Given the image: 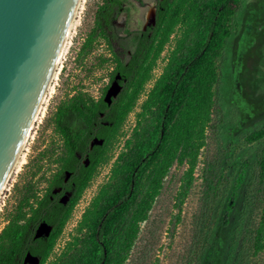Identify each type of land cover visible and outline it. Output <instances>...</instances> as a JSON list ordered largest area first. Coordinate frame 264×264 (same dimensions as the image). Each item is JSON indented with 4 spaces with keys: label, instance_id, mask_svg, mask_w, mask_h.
<instances>
[{
    "label": "trees",
    "instance_id": "1",
    "mask_svg": "<svg viewBox=\"0 0 264 264\" xmlns=\"http://www.w3.org/2000/svg\"><path fill=\"white\" fill-rule=\"evenodd\" d=\"M238 0H157L155 22L145 30L120 34L115 26L122 0H104L86 39L103 38L115 64L99 98L77 94L57 108L56 126L67 150L57 174L35 205L25 197L0 233V264H25L28 253L46 264L74 205L95 167L105 160L106 146L133 109L164 46L177 26L181 36L161 75L143 103L133 139L121 152L110 180L84 212L86 228L52 264H122L132 247L172 165L188 168L178 192L180 202L190 190L201 149L207 142L215 109L214 86L219 80L215 57L230 35L228 19ZM122 88L109 103L105 95L116 76ZM102 143L92 144L94 139ZM264 138V126L248 141ZM88 160V163L85 162ZM69 171L70 177L65 180ZM256 200L261 205L253 231L254 249H264V147L256 172ZM221 171L208 161L204 168L203 216L217 198ZM61 187L59 192L54 189ZM71 194L66 203L60 199ZM30 206L29 209H25ZM42 222L52 226L49 235L36 237ZM29 264V263H26Z\"/></svg>",
    "mask_w": 264,
    "mask_h": 264
},
{
    "label": "rangeland",
    "instance_id": "2",
    "mask_svg": "<svg viewBox=\"0 0 264 264\" xmlns=\"http://www.w3.org/2000/svg\"><path fill=\"white\" fill-rule=\"evenodd\" d=\"M157 0H122L115 21L126 35L145 30L155 18ZM104 0H83L65 53L24 150L25 162L13 172L0 199V233L17 212L19 203L42 197L60 169L67 150L56 126L57 108L77 94L99 98L110 80L114 63L107 42L97 37L86 44L94 28L97 9ZM229 16L230 35L215 57L219 80L214 86L215 109L207 142L201 149L189 192L178 199L188 164L176 161L163 179L160 193L122 264H264V249H254L253 231L261 205L256 200L258 159L264 138L247 136L264 126V0H238ZM177 26L155 62L133 109L106 146L105 160L94 169L76 202L46 264H52L86 228L84 212L111 177L118 155L133 139L143 103L161 75L181 36ZM210 161L221 171L217 198L203 216L204 168ZM87 162V160H86ZM26 206L25 209H29Z\"/></svg>",
    "mask_w": 264,
    "mask_h": 264
},
{
    "label": "water",
    "instance_id": "3",
    "mask_svg": "<svg viewBox=\"0 0 264 264\" xmlns=\"http://www.w3.org/2000/svg\"><path fill=\"white\" fill-rule=\"evenodd\" d=\"M78 1L0 0V194L35 126ZM119 78L105 95L109 103L122 88ZM51 228L42 222L35 236L49 235ZM29 256L39 264L31 253L25 263L32 264Z\"/></svg>",
    "mask_w": 264,
    "mask_h": 264
},
{
    "label": "bare ground",
    "instance_id": "4",
    "mask_svg": "<svg viewBox=\"0 0 264 264\" xmlns=\"http://www.w3.org/2000/svg\"><path fill=\"white\" fill-rule=\"evenodd\" d=\"M82 2H83V0H79L78 3H77V6H76V9H75V12H74V15H73V18H72V21H71V24H70V27H69V30H68V33H67L66 39H65V42H64V44H63V47H62V50H61L60 56H59V58H58V61H57V64H56L55 70H54V72H53V75H52V78H51V81H50L49 87H48V89H47V92H46V95H45L44 101H43V103H42V106H41V109H40L39 115H38V117H37V120L40 118V115H41V113H43V110H44V108H45L44 104H45V102L47 101V97H48V93H49V91H50L51 88L53 87V81H54V78H55V76H56V74H57V70H58V68H59V65H60V63H61V60H62L63 55H64V53H65V50H66V47H67V44H68L69 38L71 37L70 35H71V33H73L72 30H73V28H74V25H75V21H76V18H77L78 12H79V10H80V8H81V6H82ZM147 18L150 19V20L153 19V9H152V8L148 11V13H147ZM116 89H117V86L114 85L113 88H112V90L110 91V93L113 94V93L115 92ZM37 120H36V121H37ZM35 124H36V123H35ZM34 127H35V126H34ZM33 129H34V128H33ZM32 131H33V130H32ZM31 134H32V132H31ZM31 134H30V136H29V138H28V140H27V142H26V144H25V146H24V148H23V150H22V152H21V154H20V156H19V158H18V160H17V162H16V164H15V166H14V168H13V170H12V172H11V174H10V176H9V178H8L6 184H5V186H4V188H3L2 192H1V194H0V199H1V197H2V195H3V193H4V191H5V189L7 188L8 182H9V180H10V178H11L13 172L15 171V169H16L17 167L20 168V165H21L22 163L25 162V158L23 157V154H24V150H25V148H26V145H27V143H28V141H29V139H30V137H31ZM46 228H47V227L44 225V226L41 227V230H40V231H41V232H45V231H46ZM28 260H29L32 264H36V263H37V260H36L34 257L29 256V257H28Z\"/></svg>",
    "mask_w": 264,
    "mask_h": 264
},
{
    "label": "flooded vegetation",
    "instance_id": "5",
    "mask_svg": "<svg viewBox=\"0 0 264 264\" xmlns=\"http://www.w3.org/2000/svg\"><path fill=\"white\" fill-rule=\"evenodd\" d=\"M155 9H156V5H155ZM86 160H87V159H85V162H86ZM70 175H71V173H70L69 171H67L66 174H65V180H67V179L70 177ZM60 190H61V187H57V188L54 189V192H59ZM70 194H71L70 191H66V192L64 193V195L61 197V199H62L64 196H67L68 199H69ZM61 199H60V200H61ZM68 199H67V201H68ZM67 201H66V202H67ZM62 202H63V201H62ZM66 202H64V203H66ZM25 264H26V263H25ZM29 264H30V263H29Z\"/></svg>",
    "mask_w": 264,
    "mask_h": 264
}]
</instances>
